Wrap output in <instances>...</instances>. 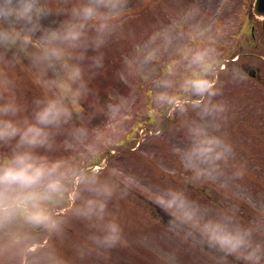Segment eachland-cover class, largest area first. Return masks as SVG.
Here are the masks:
<instances>
[{
	"label": "clouds",
	"instance_id": "1",
	"mask_svg": "<svg viewBox=\"0 0 264 264\" xmlns=\"http://www.w3.org/2000/svg\"><path fill=\"white\" fill-rule=\"evenodd\" d=\"M126 6L127 0H0V264H72L61 242L76 221L88 228L77 245L81 256L126 242L111 204L141 178L100 161L129 133L136 96L114 94L85 116L91 79L122 32ZM202 15L193 3L155 27L124 57L120 75L150 83L153 107L179 117L169 131L180 134L172 152L184 182L157 185L151 195L168 213V231L213 251L216 264H264V197L245 219L237 203L192 194L211 184L256 201L243 183L247 161L225 131L224 69L213 24ZM21 70L39 89L30 98L21 92ZM233 77L243 73L234 70ZM99 112L107 119L91 124ZM161 256L176 264L174 251Z\"/></svg>",
	"mask_w": 264,
	"mask_h": 264
},
{
	"label": "rangeland",
	"instance_id": "2",
	"mask_svg": "<svg viewBox=\"0 0 264 264\" xmlns=\"http://www.w3.org/2000/svg\"><path fill=\"white\" fill-rule=\"evenodd\" d=\"M188 1L190 4H199L203 10V15L200 17L203 23L213 24L219 55L228 54L227 56H231L232 48L230 45L233 41L231 33L236 28L237 23L241 21L240 17L248 8L250 0H246L243 9H241L243 0H127V12L125 13L122 32L104 50L106 54L110 55L106 56L105 59L110 58L111 60H105L104 68L98 70L91 79L93 94L85 101V116L92 111L93 105L105 103L114 94L125 96L135 94L134 110L127 121L129 133L125 136L122 144L113 145L115 153L108 154L107 152H114V150L108 149L100 162L107 163L111 160L125 170L138 175L141 182L131 188L125 198L115 200L111 204L112 210L121 219L124 229L128 231V233L125 232L126 242L103 255L92 253L81 256L77 245L84 238L88 228L83 222L76 221L69 226L68 234L61 242V247L71 259L72 264H109L118 257L116 264H123L120 263L121 261L127 264H168L162 258L161 253L173 251L176 256V264H216V259L208 254L209 252L214 253L213 251L194 248L170 233L168 231V213H160V209L154 206L151 199L155 186L184 182L179 161L177 159L172 161L171 157L173 154L172 146L180 142V134L173 135L169 129L175 125L179 117L173 114L169 120L172 122L168 123L167 119L172 113L165 110L160 112L161 110H156L153 107L150 99V83L140 78L124 80L120 75L124 57L135 52L138 44L155 27L169 23L173 16L188 7L186 6ZM193 41L196 42L195 37H193ZM164 66L165 64L161 63L157 71H163ZM234 70L243 73L236 63L228 62L226 72L221 77L224 82L222 85L223 98L229 105L228 119L232 117L234 110L238 115L255 123L254 128L251 129L263 131L261 124L264 123V95L244 74L242 78H234ZM19 75L22 95L30 98L39 92L38 87L32 82L28 74L21 70ZM106 119V115L99 112L90 123L99 124ZM261 120L262 123H260ZM146 129L151 131L154 138ZM225 131L232 140L235 137L244 138H237L236 140L239 142L236 141L235 146L238 158L247 161L248 175L243 183L256 197V201L248 199L239 191H235L229 199L222 191L223 196L219 193L213 195L218 205L239 204L240 215L245 219H251L255 215L251 212H257L260 206L259 200L264 197V180H261L264 175L258 171L261 169L260 166L264 168V165H260V163H264V159L263 161L259 160V154L263 150L259 147L252 150L257 133L242 129L240 123H235L230 127L226 125ZM252 151L253 160L250 157ZM168 158L171 160L169 161ZM252 172L260 178L254 176ZM213 186L211 184L203 186L205 190L202 194L203 201L211 202L209 197L212 196ZM209 187H211L210 196L208 194ZM147 198L151 200H147ZM132 230H140L141 234L135 237ZM126 243L128 246L134 245V252L138 255L144 253L141 254V262H134L132 255H128ZM123 255L127 256L121 257Z\"/></svg>",
	"mask_w": 264,
	"mask_h": 264
},
{
	"label": "flooded vegetation",
	"instance_id": "3",
	"mask_svg": "<svg viewBox=\"0 0 264 264\" xmlns=\"http://www.w3.org/2000/svg\"><path fill=\"white\" fill-rule=\"evenodd\" d=\"M249 24V32L246 34H242V42H238L237 44H245L246 46H249V44L253 42L252 45H255V47L262 48L264 50V22H257L254 18H250ZM236 50L238 54L237 58L240 59L241 55L245 52H242L238 46H236ZM245 54H248L246 56H249L253 59L252 66H254V70L253 76H249L250 79L264 90V54L258 53L257 55L252 52H247ZM243 63V61H240L239 65L241 66ZM248 63L249 62H246L244 65L248 66Z\"/></svg>",
	"mask_w": 264,
	"mask_h": 264
},
{
	"label": "water",
	"instance_id": "4",
	"mask_svg": "<svg viewBox=\"0 0 264 264\" xmlns=\"http://www.w3.org/2000/svg\"><path fill=\"white\" fill-rule=\"evenodd\" d=\"M258 2H259L258 3L259 8H264V0H259ZM259 8L256 6L255 12H261V13H263Z\"/></svg>",
	"mask_w": 264,
	"mask_h": 264
}]
</instances>
